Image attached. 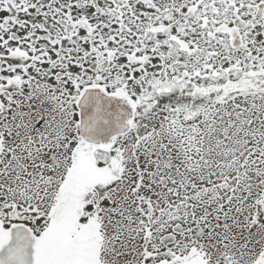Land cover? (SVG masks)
I'll return each instance as SVG.
<instances>
[{"label":"snow or ice","instance_id":"6c2138e0","mask_svg":"<svg viewBox=\"0 0 264 264\" xmlns=\"http://www.w3.org/2000/svg\"><path fill=\"white\" fill-rule=\"evenodd\" d=\"M0 264H264V0H0Z\"/></svg>","mask_w":264,"mask_h":264}]
</instances>
